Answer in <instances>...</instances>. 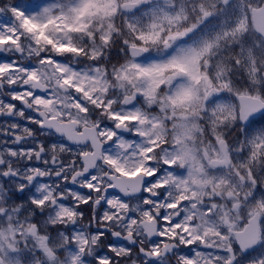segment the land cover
<instances>
[{
  "label": "snow or ice",
  "instance_id": "snow-or-ice-1",
  "mask_svg": "<svg viewBox=\"0 0 264 264\" xmlns=\"http://www.w3.org/2000/svg\"><path fill=\"white\" fill-rule=\"evenodd\" d=\"M0 16V264H264V0Z\"/></svg>",
  "mask_w": 264,
  "mask_h": 264
},
{
  "label": "rangeland",
  "instance_id": "rangeland-1",
  "mask_svg": "<svg viewBox=\"0 0 264 264\" xmlns=\"http://www.w3.org/2000/svg\"><path fill=\"white\" fill-rule=\"evenodd\" d=\"M6 18H7L6 16H0V21H2V20L6 21L7 20Z\"/></svg>",
  "mask_w": 264,
  "mask_h": 264
},
{
  "label": "trees",
  "instance_id": "trees-1",
  "mask_svg": "<svg viewBox=\"0 0 264 264\" xmlns=\"http://www.w3.org/2000/svg\"><path fill=\"white\" fill-rule=\"evenodd\" d=\"M20 2H23V0H20Z\"/></svg>",
  "mask_w": 264,
  "mask_h": 264
},
{
  "label": "flooded vegetation",
  "instance_id": "flooded-vegetation-1",
  "mask_svg": "<svg viewBox=\"0 0 264 264\" xmlns=\"http://www.w3.org/2000/svg\"><path fill=\"white\" fill-rule=\"evenodd\" d=\"M0 122H2V121H0Z\"/></svg>",
  "mask_w": 264,
  "mask_h": 264
}]
</instances>
